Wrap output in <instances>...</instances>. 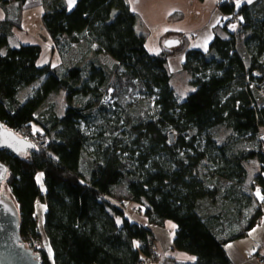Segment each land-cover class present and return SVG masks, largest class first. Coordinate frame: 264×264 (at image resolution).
Returning <instances> with one entry per match:
<instances>
[{"label": "trees", "instance_id": "16d2710c", "mask_svg": "<svg viewBox=\"0 0 264 264\" xmlns=\"http://www.w3.org/2000/svg\"><path fill=\"white\" fill-rule=\"evenodd\" d=\"M26 1L0 0V122L36 144L25 156L0 150L7 167L0 195L5 186L16 204L23 243L41 264H232L225 244L244 237L264 209L254 195L258 188L264 197V0L219 2L228 33L206 52L186 50L184 37L158 55L147 52L127 0H75L71 8L66 0H39L53 62L41 60L38 44L9 45ZM233 19L235 33L227 27ZM179 53L193 88L185 104L166 66ZM59 93L62 114L42 110ZM134 94L149 100L130 108ZM128 205L151 226L174 223L173 248L195 262L160 259Z\"/></svg>", "mask_w": 264, "mask_h": 264}, {"label": "crops", "instance_id": "0c3cea01", "mask_svg": "<svg viewBox=\"0 0 264 264\" xmlns=\"http://www.w3.org/2000/svg\"><path fill=\"white\" fill-rule=\"evenodd\" d=\"M255 1L252 0L251 3H248V0H229L236 7L237 3L242 6ZM127 2L131 11L138 15V31L145 36V48L150 55H158L164 49L178 48L185 40L184 37L187 38L186 50L206 52L215 36L225 38L228 33L224 29V20L227 16L220 10L218 0H127ZM66 3L69 7V0H66ZM15 8L17 7L14 5L8 6L9 16L12 15ZM42 12L43 8L39 0H27L22 6L21 29L13 28L9 40H14L17 46L38 44L42 47L43 52L49 50L50 41L40 20ZM5 16L4 10L0 7V22L6 18ZM233 26H235L234 29ZM227 27L235 33L238 23L232 22ZM166 39L175 41L177 45L168 48L164 45ZM54 59L55 55H51L50 51L48 60H43L41 57L43 62L49 60L53 62ZM184 60L185 53L168 58L166 66L172 78L174 75L185 72L183 70ZM171 85L173 86L172 83ZM257 167L255 162L254 169ZM254 195L257 200H261L258 188ZM129 207L131 205L125 208L129 216L135 222L149 229L160 258H172L182 263L195 262L194 256L173 248L172 242L176 231L174 223L166 221L162 226H151L142 215H131ZM40 211H42L41 208ZM224 250L232 264H258V257L264 258V209L259 222L244 237L225 244Z\"/></svg>", "mask_w": 264, "mask_h": 264}, {"label": "water", "instance_id": "95a60500", "mask_svg": "<svg viewBox=\"0 0 264 264\" xmlns=\"http://www.w3.org/2000/svg\"><path fill=\"white\" fill-rule=\"evenodd\" d=\"M177 43L170 41L167 47H175ZM0 150L14 156H25L36 151V144L18 136L0 122ZM7 167L0 162V182L5 179ZM18 211L15 202L0 195V264H41L40 255L26 246L20 235Z\"/></svg>", "mask_w": 264, "mask_h": 264}, {"label": "rangeland", "instance_id": "374dc122", "mask_svg": "<svg viewBox=\"0 0 264 264\" xmlns=\"http://www.w3.org/2000/svg\"><path fill=\"white\" fill-rule=\"evenodd\" d=\"M171 40L170 39H166L164 41V45H167L168 42H170ZM9 45L11 47H17V44L14 40H9ZM49 58V50H45L44 52H42V59L43 60H48ZM107 59L104 61L107 65H111V59L109 57H106ZM110 59V60H109ZM184 72V71H183ZM189 80H190V76L188 75V73L185 71L183 74H177V75H174L173 78H172V81L171 83L173 84V89L176 93V95L178 96L179 98V102L180 103H186L185 101V97L187 96V94H189L190 92L193 91V88L191 87L190 83H189ZM30 89H25L23 90L20 95H19V98L21 100L27 98L30 94ZM147 100H149V98H145L144 96L142 95H138V94H134V95H129L128 98H127V101H128V106L130 108H134V107H138V105L140 103H146ZM113 100H111L109 97H106L104 103L106 104H111ZM49 106H53V109L55 111L56 114L58 115H61L62 112H63V109L65 108L66 106V101H65V94L64 93H59V94H52L50 95L44 102V105L42 107V110H45L46 108H48ZM91 151V148H87L86 149V153L90 152ZM253 167V166H252ZM252 167H249L248 168V172H249V175L250 176H253V174L255 173V169L252 168ZM37 182L38 184L41 186V179H40V176H37ZM43 186V184H42ZM41 186V188H42ZM4 190L2 191V196H4L5 199H11V196L9 194V190L4 186L3 188ZM40 208L42 209V211H40ZM43 209H44V206L37 202L36 203V207H35V212H36V216H37V220H38V224L40 225L41 229H42V223H43ZM128 209H131V211L129 210V212L131 213V215H140L141 214V209L136 207V206H131L129 207ZM135 210V211H134ZM43 236H42V242H43V248L47 249L48 250V254H49V249L47 248V238L46 236L44 235V233L42 232ZM154 245L155 247L156 246V243L154 242ZM38 252L39 250H41V247H38ZM160 257V256H159ZM161 259V258H160ZM147 264H152L151 262H148Z\"/></svg>", "mask_w": 264, "mask_h": 264}, {"label": "built area", "instance_id": "2783aa9c", "mask_svg": "<svg viewBox=\"0 0 264 264\" xmlns=\"http://www.w3.org/2000/svg\"><path fill=\"white\" fill-rule=\"evenodd\" d=\"M218 1H219L220 3L223 2V1H226V2L229 3V0H218ZM232 22H236V23H238L236 19H233V20H232L231 22H229L227 25H229V24L232 23ZM238 25H239V23H238ZM259 92H260V94L264 97V83H262V84L259 86ZM174 140H175L174 134H173V133H169V134H168V142H169V143H173ZM134 211H135V210H134ZM34 245H36V248H38V247L41 246L40 243H34ZM149 249H150L151 251H153V252L156 250V247H155L154 243H151V244L149 245ZM147 263H148V261L142 259V260L140 261L139 264H147ZM257 263H258V264H264V258L258 257V259H257Z\"/></svg>", "mask_w": 264, "mask_h": 264}, {"label": "snow or ice", "instance_id": "6c2138e0", "mask_svg": "<svg viewBox=\"0 0 264 264\" xmlns=\"http://www.w3.org/2000/svg\"><path fill=\"white\" fill-rule=\"evenodd\" d=\"M75 2V0H69V7L71 8L72 4ZM252 0H248V3H251ZM237 7H239V3H237ZM235 28V26H233V29ZM257 195L259 196V193H257ZM261 199H264V197H261Z\"/></svg>", "mask_w": 264, "mask_h": 264}]
</instances>
